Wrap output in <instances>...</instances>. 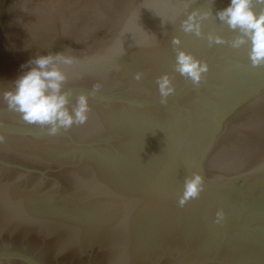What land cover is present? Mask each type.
Masks as SVG:
<instances>
[{"label":"water","instance_id":"1","mask_svg":"<svg viewBox=\"0 0 264 264\" xmlns=\"http://www.w3.org/2000/svg\"><path fill=\"white\" fill-rule=\"evenodd\" d=\"M228 4L0 0V92L60 52L69 99L91 109L49 134L0 98V264H264V66L229 45ZM194 10L210 12L200 36L180 28ZM173 36L207 61L199 85L174 71ZM192 172L204 190L180 207Z\"/></svg>","mask_w":264,"mask_h":264},{"label":"clouds","instance_id":"2","mask_svg":"<svg viewBox=\"0 0 264 264\" xmlns=\"http://www.w3.org/2000/svg\"><path fill=\"white\" fill-rule=\"evenodd\" d=\"M209 16V11L194 10L180 22V28L185 33L200 36L201 22ZM216 18L238 33L228 42L229 45L234 49L248 45L251 65L264 66V0H229L227 7L217 11ZM207 39L209 46L225 43L221 36L211 33ZM171 43L175 51L174 71L185 81L199 85L208 72L207 61L197 59L178 47L181 43L179 37L173 36ZM72 63L71 56L60 52L37 55L28 61L26 70L11 82L13 87L0 92V98L9 110L19 113L26 124L47 130L49 134L68 130L73 125H83L91 110L89 96L80 93L72 102L69 99L71 92L64 87L68 79L64 69ZM140 78L138 74L136 79ZM156 83L161 103H167L164 98L175 91L172 78L163 73L156 78ZM204 183L205 179L199 172L185 176L178 205L183 207L189 200L198 198L204 190ZM224 218V211L218 210L215 223L222 224Z\"/></svg>","mask_w":264,"mask_h":264}]
</instances>
